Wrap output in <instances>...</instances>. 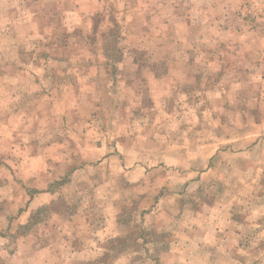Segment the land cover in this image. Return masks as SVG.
Returning a JSON list of instances; mask_svg holds the SVG:
<instances>
[{"label":"rangeland","instance_id":"rangeland-1","mask_svg":"<svg viewBox=\"0 0 264 264\" xmlns=\"http://www.w3.org/2000/svg\"><path fill=\"white\" fill-rule=\"evenodd\" d=\"M263 4L0 0V251L53 225L54 264H264Z\"/></svg>","mask_w":264,"mask_h":264},{"label":"crops","instance_id":"crops-1","mask_svg":"<svg viewBox=\"0 0 264 264\" xmlns=\"http://www.w3.org/2000/svg\"><path fill=\"white\" fill-rule=\"evenodd\" d=\"M256 52L259 53L260 60H263L262 64H260L262 69L264 68V46L261 48L259 47ZM263 76L264 73L262 74V77ZM53 188L54 184H51V186L47 187L45 190L42 189V192H39L36 198L34 197L29 213L23 211L22 214L15 218L14 221L16 224L19 225L26 223L34 210L41 207V205L43 206L44 203H49L55 197ZM9 226L10 224L7 227ZM54 228L55 227L53 225H46L44 233H32L22 237V239L18 241V247L15 252L5 256V253L0 251V257H3V259H5L9 264H54V261L59 260L60 256L63 258L65 257V252L69 251L68 246H71L69 244V234L67 235V241L66 234L63 232L62 228L59 230H54ZM49 237L54 239L55 242L52 243L51 240L49 241ZM86 247L87 245L84 244L76 250L83 251ZM75 252L76 251H74V253Z\"/></svg>","mask_w":264,"mask_h":264},{"label":"trees","instance_id":"trees-1","mask_svg":"<svg viewBox=\"0 0 264 264\" xmlns=\"http://www.w3.org/2000/svg\"><path fill=\"white\" fill-rule=\"evenodd\" d=\"M48 207H49L48 205H43V206L39 207L38 209L34 210L31 213L28 221L26 223H24V224H20L19 225L20 229L21 228L22 229H28L29 227H31L34 224H36L38 218L40 217V215L43 213V211L47 210Z\"/></svg>","mask_w":264,"mask_h":264}]
</instances>
